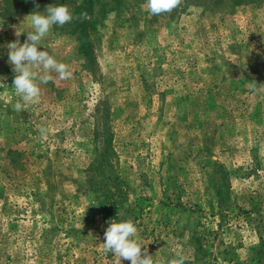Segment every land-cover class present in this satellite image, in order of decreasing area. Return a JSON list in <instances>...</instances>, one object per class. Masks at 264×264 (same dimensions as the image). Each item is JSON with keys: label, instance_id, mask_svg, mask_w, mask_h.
I'll use <instances>...</instances> for the list:
<instances>
[{"label": "rangeland", "instance_id": "1", "mask_svg": "<svg viewBox=\"0 0 264 264\" xmlns=\"http://www.w3.org/2000/svg\"><path fill=\"white\" fill-rule=\"evenodd\" d=\"M121 1L93 7L94 74L67 23L52 27L38 50L72 76L37 81L38 100L17 113L7 45L16 30L23 44L28 15L55 0H0V264H117L101 250L104 232L129 219L155 264L191 259L193 234L211 264H264V0H199L160 15L146 0ZM102 96L110 172L124 193L112 219L90 188L109 172L86 175ZM224 172L232 202L220 217L211 189Z\"/></svg>", "mask_w": 264, "mask_h": 264}, {"label": "clouds", "instance_id": "2", "mask_svg": "<svg viewBox=\"0 0 264 264\" xmlns=\"http://www.w3.org/2000/svg\"><path fill=\"white\" fill-rule=\"evenodd\" d=\"M181 3L182 0H146L145 11L150 15L170 13ZM36 8H39L38 4ZM81 15L87 18L86 13ZM28 17L32 31L27 32L24 43L19 42V36L23 31L16 30L17 39L7 45L8 61L16 73L12 86L20 101L14 105V111L17 113L26 109L25 105L38 100L41 89L37 81L48 83L53 79L52 73H56L60 80H67L72 76L68 64L58 61L47 50H38V46L42 45V39L49 35L53 26L62 27L73 19L68 6L51 4L46 6L43 13L32 12ZM252 91H256L255 85ZM39 132L41 136L47 135V129L44 127H41ZM104 237L101 250L105 254L112 253L117 259V264H121V260H128L130 264H155L152 255L147 253V249L139 241L138 229L130 219L121 222L111 220ZM167 264H186L185 257L177 254L176 258L168 261Z\"/></svg>", "mask_w": 264, "mask_h": 264}, {"label": "trees", "instance_id": "3", "mask_svg": "<svg viewBox=\"0 0 264 264\" xmlns=\"http://www.w3.org/2000/svg\"><path fill=\"white\" fill-rule=\"evenodd\" d=\"M21 1V0H19ZM28 4H38L43 6L47 0H24ZM145 0H137V2ZM199 0H182L180 4L183 7L192 5ZM211 4H223L222 2L227 1L228 5L224 7H230L231 5H238L248 0H210ZM253 1V0H252ZM121 0H55V4H65L72 12L73 19L64 26V29H68L69 33L72 34L77 41L78 53L83 58V66L87 68L92 74L95 73V65L93 62L94 46L96 42V35L98 34L99 19L97 14L94 13V6L99 9L105 8L109 4H120ZM82 13L87 14V18L82 17ZM57 27V26H54ZM93 38V40H92ZM92 142L94 148L97 150V154L87 164L86 175L90 179L92 178L93 172L96 171H107L111 177H104L96 182L90 181V188L96 192L95 198L96 203L103 214L104 219H112L113 214L120 203L118 200L124 197V193L121 190L118 178L115 174L111 173L112 164L109 158L110 144H111V120L109 116V108L106 104V99L102 96L96 100L92 110ZM107 169V170H106ZM96 184V186H95ZM93 187V188H92ZM213 202L211 207L220 217L224 216L223 210L232 202L229 197V181L222 173L220 179L216 182V185L212 186ZM120 201V200H119ZM239 213H245V217L248 221L255 220L251 218L249 211L245 210L244 206H238ZM261 229H264V224ZM256 230L259 232L258 228ZM191 253L192 257L189 260H185L186 264H211L207 255V249L204 248L200 243V235H191ZM260 243L264 241L260 237Z\"/></svg>", "mask_w": 264, "mask_h": 264}]
</instances>
